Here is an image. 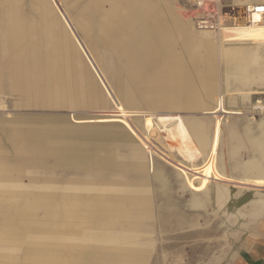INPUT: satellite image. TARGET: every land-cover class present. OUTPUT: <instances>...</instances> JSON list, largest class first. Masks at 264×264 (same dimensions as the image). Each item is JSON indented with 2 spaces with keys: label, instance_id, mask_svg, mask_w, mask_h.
<instances>
[{
  "label": "crops",
  "instance_id": "crops-1",
  "mask_svg": "<svg viewBox=\"0 0 264 264\" xmlns=\"http://www.w3.org/2000/svg\"><path fill=\"white\" fill-rule=\"evenodd\" d=\"M62 1L101 68L89 52L94 65L88 61L58 16L59 23H52V65L44 74L37 64L41 33L36 25L40 23L28 21L14 12L9 1L0 0V58L13 68L7 73L15 74L20 96L16 106L105 108L108 101L112 106L96 113L70 111L52 116V170L59 171L52 179V229L64 233L65 240L52 241L48 264H185V253L180 251L186 250L209 251L199 264L234 260L235 264H264V240L246 239L239 253L233 241L234 233L255 232L264 214H255V208L245 204L243 219L224 222L216 210V196L188 189L205 207L191 209L175 165L149 151L113 102L115 98L141 134L153 135L161 145L164 139L156 119L181 115L205 160L214 154L221 169L236 166L257 154L251 137L258 139L264 130L251 134L242 124L247 120L240 116L239 105H226L217 89L215 59L219 55L225 64L223 90L235 91L246 102L243 90L264 88V55L258 62L241 57L250 78L240 83L235 80V51L222 55L214 37L207 40L208 35L195 33L190 19L174 14V0ZM56 36L61 38L59 44ZM104 74L128 105L139 99L152 110L127 109ZM4 82L0 76V95L9 96ZM231 97L234 103L236 97ZM185 109H199L201 116L187 117ZM40 116H0V238L5 236L7 245L24 238L25 209L19 205L25 202L26 153H39L35 148L40 147V135H35L39 131L28 130L31 133L26 136L24 123L26 118ZM218 216L219 225L211 221ZM203 218L210 219L204 229ZM234 222L240 223L239 231ZM19 249L15 254L0 253V260L41 264L40 257H26L24 242Z\"/></svg>",
  "mask_w": 264,
  "mask_h": 264
},
{
  "label": "rangeland",
  "instance_id": "rangeland-1",
  "mask_svg": "<svg viewBox=\"0 0 264 264\" xmlns=\"http://www.w3.org/2000/svg\"><path fill=\"white\" fill-rule=\"evenodd\" d=\"M2 1H9L10 5L15 7V13L24 15L25 19H35L34 23H40L39 25H36V30L40 31V37H39V44H40V50L39 55L37 56V64L39 68L43 71L45 74V70L48 69V66L52 65V54L54 55V52H52V44L55 43L52 35V23H59L56 19L58 18L57 12L55 11V8L53 6L52 0H2ZM58 1V7L64 14V16L70 21V23L74 27V31L78 35V37L81 39L83 44L86 46L88 52L94 59L96 65L101 68V65L94 55L91 47L87 43V41L84 38L83 33L77 28L75 23L73 22L72 14L69 10L66 9V7L63 5L62 1ZM193 0H174L173 3V12L176 16L181 18L182 20L186 21L189 20V12L191 3ZM23 3L24 5H22ZM60 4V5H59ZM240 5V4H238ZM59 13V11H58ZM60 14V13H59ZM48 24V25H46ZM56 27V26H54ZM38 37V36H37ZM53 37V41H52ZM249 38H254L253 34H249ZM60 36H56V41L59 44ZM221 40V39H220ZM217 44L219 45V51L223 55L225 53V48L223 43H220L217 41ZM246 49H251L250 51L246 52L247 54L240 53L242 51H246ZM240 52L237 54V56L234 55L232 59H234V65L236 64V61H238L241 57H246L248 54L253 52L255 49L251 45L243 46L240 49H238ZM107 51V50H106ZM228 51V50H227ZM63 56V55H62ZM6 60V59H5ZM4 58H0V76L5 77L4 85L7 88V92H9V96L1 95L3 98V102L0 101V116L2 117H13L14 115H34V116H40V118L33 119L29 117L28 119H25L24 125L26 126L25 132L26 136L30 135L31 129L38 130L35 135H40V147L35 148V150L38 149L39 153H26V160H25V185H24V195H25V202L24 205H19V209H25V226H24V238H20L18 242H14L13 244L7 245L6 244V237L0 238V253L6 254L7 252H10L12 254L18 253L21 249V245H23V242L25 243L26 247V257L32 256L34 258L40 257V263L41 264H48V262H52V241L63 243L65 240L63 236H65L64 233L59 232L58 230L52 229V179L55 178V174L58 173V170L53 169L52 170V116L60 113H66L68 114L70 111H77L82 113H96L100 110H112L111 103L108 101L105 108L101 107H95L90 105H80L75 107H52V106H16V103L18 102L20 96L16 94L15 89V74L10 75L7 73L8 70H10V64L9 68H7L6 61ZM215 65H216V83H217V89L218 93H222L225 98L226 105H239V108L243 111V113L240 114V116L243 119H246V122H242L243 125L249 127L250 133L253 135H259L261 131L264 130V114H262L260 110L253 109L249 101L243 100V98L240 95H237L235 91H225L223 90L225 86V64L223 61V58L219 55L216 56L215 59ZM13 68H11L12 70ZM101 70V69H100ZM103 72V71H102ZM42 73V74H43ZM8 76V77H6ZM13 76V77H10ZM105 80L107 84L112 89L113 94L124 104V106L127 109L130 108H136L144 111H151L152 108L147 106L143 103V101L136 99L132 105H128L126 103L122 96L120 95L118 88L116 84L113 82L111 78L106 76L104 74ZM47 81V79H44ZM43 82V83H42ZM40 82V93H42V96L45 95V91L42 87L46 86V83L44 81ZM231 96L233 98L236 97L235 102L231 103ZM258 96L253 97V101H255ZM264 99V96L261 98ZM4 107V108H3ZM183 114L187 117L190 116H201L199 109H185L183 111ZM28 117V116H26ZM240 117V118H241ZM259 121V122H258ZM16 124V123H14ZM263 125V126H262ZM35 126V128H33ZM261 126V127H260ZM161 135H165L164 133H161ZM27 138V137H26ZM36 139V138H35ZM27 140V139H26ZM154 144L158 145L157 142H154ZM180 141L175 140L172 138H165L164 143L162 144V149L166 150L168 154L173 156L174 158H179V147H180ZM170 146V147H169ZM252 148L254 150L255 146L252 145ZM71 177H75L74 174H69ZM59 176V175H58ZM201 194H203L201 192ZM251 205V204H248ZM252 206V205H251ZM251 206H248L246 210H250ZM253 207V206H252ZM212 209V207H209ZM216 210L221 214L223 217L224 222L226 221L225 217L223 216L224 210H225V204L219 206L216 205ZM255 213V212H254ZM256 214V213H255ZM257 216V215H256ZM252 215L248 217V220L252 219ZM1 218V214H0ZM210 219L203 218L202 219V225L203 229L205 226L208 225V221ZM211 221L217 222V225L220 224L222 219L220 217L211 218ZM235 223V222H234ZM239 225L240 223H235L234 226L238 227L239 231ZM251 225V224H249ZM255 226V224H252ZM235 227V228H236ZM234 231H237L234 229ZM220 230H218L217 236H220ZM52 236H55L57 239H52ZM252 239V240H264V220L257 226V230L255 232H241V233H234V242L236 243V253L240 252V249L246 239ZM13 242V240H11ZM28 247H38L39 249H27ZM8 250V251H7ZM178 252V251H174ZM185 253V264H199L204 262V259H206L208 256L209 251L207 250H200V251H180ZM218 253V251H216ZM200 254V260L198 258L196 259V256ZM195 257V259H194ZM177 258V257H176ZM176 258L171 259L172 262L178 263L176 261ZM13 258L10 260H0V264H12ZM27 264H36L35 260H28ZM230 264H235V260L230 262Z\"/></svg>",
  "mask_w": 264,
  "mask_h": 264
},
{
  "label": "bare ground",
  "instance_id": "bare-ground-1",
  "mask_svg": "<svg viewBox=\"0 0 264 264\" xmlns=\"http://www.w3.org/2000/svg\"><path fill=\"white\" fill-rule=\"evenodd\" d=\"M52 1L57 15L67 23L68 28L73 33L78 45L83 49L88 61L94 65L88 51L85 50V45L74 31L73 25L65 17L66 15L64 16V12L62 13L58 7V1ZM234 2L243 5L244 7L251 8L259 3H264V0H234ZM62 3L64 5L63 1ZM261 19L262 18L259 15H255L254 20L250 23H239L237 26L226 27L221 33L199 31L194 27L191 20L190 22L192 30L195 33L206 34L208 35L207 40L214 37L216 41L223 43L222 45H224L225 48H228L225 49L226 51L228 50L226 52V55L228 56L231 54L230 51H235V56H237V52H239L238 49L241 47L247 45L253 46L255 50L248 54L246 58L258 62L264 55V21ZM249 34H253L254 38H249ZM240 59L236 61L234 66L235 70L238 72V76H236L235 80L241 83L248 80L250 76H248V73L245 70V63ZM97 76L100 81H103V77L100 73H98ZM249 89L250 90H243V95L251 103L252 108L264 110V101L261 99V95L264 94V88ZM108 92L113 99L114 96L111 91ZM255 96H258L259 98L255 101L251 100ZM0 101L1 103L3 102L1 95ZM113 102L116 103L115 108L117 111L124 115L125 122L140 135L143 143L148 147L149 151H154L159 155L165 156L175 165L178 178L181 181V190L188 192L187 204L191 209H203L205 207L199 202L193 193L188 191V189H191L195 193L202 192L206 196L214 195L217 198V201H215L217 205L221 206L225 204V210L223 213V216L226 219L225 222H229L232 218L235 220L243 219L244 216L241 213V209L245 204H251L255 208L254 212L257 215L264 214V131L258 139L251 137L252 145L255 146L254 152L257 153L255 156L249 158L244 163L221 169L216 162L214 154L209 160H205L200 147L193 139L191 132L181 115L177 114L176 116L170 117L160 116L156 119L160 132L165 134L162 135L163 139L172 138L179 140L181 143L179 147L180 157L174 158L168 154L166 150L162 149L161 142H159L157 138H153V135L150 137L141 134L132 120L127 114H125L123 108L117 103L115 98ZM261 113L264 114V111ZM154 142H157L158 145L154 144Z\"/></svg>",
  "mask_w": 264,
  "mask_h": 264
},
{
  "label": "built area",
  "instance_id": "built-area-1",
  "mask_svg": "<svg viewBox=\"0 0 264 264\" xmlns=\"http://www.w3.org/2000/svg\"><path fill=\"white\" fill-rule=\"evenodd\" d=\"M261 8H264V3L250 8L238 5L234 0H193L189 19L199 31L221 33L226 27L250 23L255 15H259L264 21V12L260 11Z\"/></svg>",
  "mask_w": 264,
  "mask_h": 264
},
{
  "label": "snow or ice",
  "instance_id": "snow-or-ice-1",
  "mask_svg": "<svg viewBox=\"0 0 264 264\" xmlns=\"http://www.w3.org/2000/svg\"><path fill=\"white\" fill-rule=\"evenodd\" d=\"M260 11H261V12H264V8H261Z\"/></svg>",
  "mask_w": 264,
  "mask_h": 264
}]
</instances>
